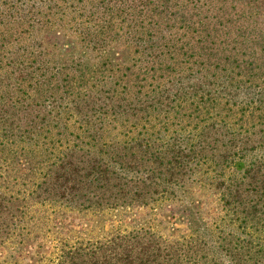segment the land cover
Returning <instances> with one entry per match:
<instances>
[{
    "label": "rangeland",
    "instance_id": "rangeland-1",
    "mask_svg": "<svg viewBox=\"0 0 264 264\" xmlns=\"http://www.w3.org/2000/svg\"><path fill=\"white\" fill-rule=\"evenodd\" d=\"M144 1L148 10L107 11L101 0H0V150L13 151L0 156L25 203V238L0 246V264H57L65 243L139 229L173 242L191 233L193 213L221 236L264 226L250 208L256 201L264 212V158L242 169L223 163L244 146L264 154V29L255 27L264 8L215 0L221 16L208 27L205 0L199 15L176 0ZM210 31L227 50L214 49ZM63 66L65 94L53 74ZM88 133L168 141L165 155L186 157L184 185L96 211L43 201V161Z\"/></svg>",
    "mask_w": 264,
    "mask_h": 264
},
{
    "label": "trees",
    "instance_id": "trees-1",
    "mask_svg": "<svg viewBox=\"0 0 264 264\" xmlns=\"http://www.w3.org/2000/svg\"><path fill=\"white\" fill-rule=\"evenodd\" d=\"M43 1V4H48L51 0ZM101 1L107 11L116 10L118 6L131 8L138 4L143 10H148L144 0ZM184 1L176 0L175 4L179 8L193 5L195 7L189 8L198 10L199 15V0ZM205 1L209 3H205L207 8L204 14H207V18L203 22L209 27L215 24L213 20L217 17L214 14L219 12L215 7V0ZM251 3L264 8V0H250L249 6ZM108 14L110 19L113 15ZM255 27L258 30L264 29V24L258 23ZM209 36L213 38L214 49L218 53L220 50H227L221 42L214 40L220 38V35L210 31ZM63 70L64 66L53 72L56 77L63 76L61 79L65 80L61 94L68 91L65 85L69 79V74L62 75ZM55 123H58V119ZM87 135L90 137L89 141H74L76 147L54 152L56 156L49 163L43 161V182L37 185L39 188L43 185V201H58L68 209L77 207L96 211L133 202L146 204L154 201L160 192L167 189L170 193L175 192L184 185L183 178L188 175L189 170L186 169V157L172 151L168 156L165 155L167 151L164 147L168 146V141L157 142L152 134L143 139L132 136L121 142H105L99 135ZM43 138L44 158L45 151L49 148L46 143L50 139L46 136ZM183 143L186 144L185 141ZM255 148L256 146H244L240 151L241 155L238 151L233 152L224 156L223 163L236 165V169L255 165V161L264 158V154L260 156L257 153L261 149ZM12 152L10 149L0 150V155ZM48 153L50 154L49 151ZM3 158L0 156V246L7 242L22 243L25 238V226L18 227L23 222L19 218L24 213V197L19 195L20 191L15 194L11 192L10 187L15 182L14 178L11 179ZM179 173L180 177L176 179L175 175ZM250 208L255 213L252 215L254 219L263 222L264 212H260L263 205L253 201ZM17 229L21 231L17 232ZM218 232L220 231L203 224L198 214L193 213L191 233L173 242L160 241L154 233L141 229L115 233L103 242L75 239L60 248L57 264H264V226L259 230L251 228L250 231L232 229L226 232V236H221Z\"/></svg>",
    "mask_w": 264,
    "mask_h": 264
}]
</instances>
